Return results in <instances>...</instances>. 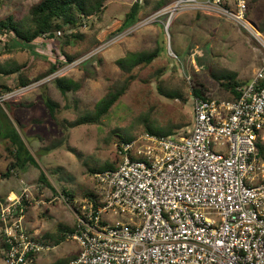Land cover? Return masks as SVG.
<instances>
[{
	"label": "rangeland",
	"instance_id": "374dc122",
	"mask_svg": "<svg viewBox=\"0 0 264 264\" xmlns=\"http://www.w3.org/2000/svg\"><path fill=\"white\" fill-rule=\"evenodd\" d=\"M34 1L6 0L0 7V17L12 14L16 19L24 20ZM134 1L106 0V9L100 20L95 17L87 19L77 30L55 32L54 40L42 37L24 43V48L16 45L10 37L0 35V67L23 64L22 69L30 80L23 85L25 90L22 93L1 99L0 106L5 113L3 119L19 133L33 158V162L27 161L10 176H0V204L26 196L24 225L31 232L51 237L46 240L49 249L38 253L37 264H66L78 254L80 247L68 232L59 241L52 237L56 224L75 225L76 211L70 203L81 209L89 199L85 194L97 189L95 172L91 169H101L105 164L117 166L116 144L121 136H136L147 125L161 130L172 127L178 132L189 129L194 102L191 86L195 79L207 85L208 95L225 99L228 92L212 79L210 71L217 74L236 71L238 79L245 80L264 60V30L259 31L251 21L255 20L254 13L257 14L256 23L264 29V0H248L247 14H253L248 20L258 36L225 16L190 11L179 12L167 29L164 16L131 28L151 13L163 11L171 0H140L139 19L120 30L124 15ZM76 31L81 36L62 46L64 34ZM161 38L166 39L168 55H160L151 63L136 66L129 86L99 122L64 129L50 116L43 100L46 96L59 103L56 116L60 121L72 122L81 115L92 114L96 102L109 87L127 77L115 60L128 50H151ZM64 54L73 59L66 61ZM55 60L64 64L56 72L45 75ZM17 74L0 73V84L17 88L20 86L16 85ZM62 75L78 82L79 88L63 96L53 82L54 77ZM170 91L180 95L169 97L164 94ZM6 145V140H0V173L11 161ZM40 170L55 187L56 193L38 182ZM63 188L68 192L65 197L70 203L60 193ZM3 257L1 250L0 264H5Z\"/></svg>",
	"mask_w": 264,
	"mask_h": 264
},
{
	"label": "built area",
	"instance_id": "2783aa9c",
	"mask_svg": "<svg viewBox=\"0 0 264 264\" xmlns=\"http://www.w3.org/2000/svg\"><path fill=\"white\" fill-rule=\"evenodd\" d=\"M185 11L225 16L258 36L248 0H171L131 28L164 16L167 29ZM263 80L264 60L235 99L195 97L186 131L119 141L117 166L94 173L96 196L75 213L80 250L66 264H264ZM24 197L0 204L5 264H35L49 249L22 221Z\"/></svg>",
	"mask_w": 264,
	"mask_h": 264
},
{
	"label": "trees",
	"instance_id": "16d2710c",
	"mask_svg": "<svg viewBox=\"0 0 264 264\" xmlns=\"http://www.w3.org/2000/svg\"><path fill=\"white\" fill-rule=\"evenodd\" d=\"M5 1L6 0H0V7H2ZM140 7V0H135L130 5L129 10L124 15L123 21L119 28L120 30L128 28L137 22V20L139 19L138 12ZM105 9L106 0H36L29 5L24 20L16 19L12 14L0 17V35L10 37L9 39L13 40L16 45H18L20 48H24V43L35 42L42 37L46 40H54L56 38L55 32L58 30L63 32L67 30H77L82 25L83 21L87 19L95 17L96 20H100L105 12ZM258 29L259 31L264 30L263 28H261V26ZM64 36L65 39L62 41V46L73 43V41L76 40V38H79L81 35L76 31L66 33L64 34ZM160 55H168L167 43L166 39L164 38L157 40L156 46L151 50L126 51L123 56L118 57L115 60V63L117 64L121 72L124 75H127V77L121 83H116L109 87L106 94L96 102L95 110L94 112H92V114L81 115L72 122H69L66 119H62V121H60L56 116V113L60 108L59 103L49 96H46L43 98V100L49 110L50 116L55 119L56 122L59 123L64 129L86 122H99L100 118L109 111V109L114 105V103L119 99V97L129 86L130 81L134 78V68L140 64L151 63L152 60ZM64 56L66 61H71L73 59V57L70 55L64 54ZM63 64L64 62L58 60L51 62L44 74L48 75L56 72ZM23 66V64L17 63L8 68L0 67V73L12 74L17 72L18 74L16 85H26L28 82H30V80L26 72L22 69ZM237 75L238 73L236 71H224L219 74L210 71V76L212 77V79L217 81L220 86H222L228 92L227 97H224L225 99H235L237 97L238 94L235 90V86L244 82L238 79ZM53 82L63 96H66L68 92H75L79 88L78 82L65 75L54 77ZM261 84L264 85V80L261 82ZM0 88V95L12 90L5 84H0ZM158 88L160 91H163L160 85H158ZM208 91V87L203 81H200L198 79L194 80V83L191 86V93L194 98H212V96L208 95ZM164 94L169 97H176L180 95L178 92L172 91L165 92ZM4 117V110L0 106V140H6L7 145L5 149L11 156L9 165L4 172L0 173V176L8 177L13 172H17L18 169H21L27 161L33 162V158L26 149L19 133L12 127L9 121H5L3 119ZM144 131L157 135L178 133L177 130L173 131L172 127L161 130L149 125L145 127L143 132ZM133 137L121 136L120 139L129 140ZM257 149L258 156L264 161L263 139L258 138ZM115 167L116 166H113L112 164H105L101 169H91V171L97 172L96 170L102 171L113 169ZM37 180L38 182L47 185L53 193H56L55 187L48 181L45 173L42 170H40ZM60 193L64 197L68 195V192L65 188H63ZM85 195L88 196V198H93L96 196L94 192H89ZM66 200L68 201L69 199L66 198ZM22 203L23 205H26V199L23 198ZM70 204L75 211L78 210L73 202ZM1 223L2 221L0 220V225ZM74 231L75 225L68 226L61 222H58L56 224L54 235L52 237H55V239L59 241L63 238L64 233L68 232L69 234H72ZM38 237L44 241L48 240V238H51L46 234L42 236L38 235ZM5 249L6 243L0 238V251L2 250L4 252ZM35 264H37V262Z\"/></svg>",
	"mask_w": 264,
	"mask_h": 264
},
{
	"label": "crops",
	"instance_id": "0c3cea01",
	"mask_svg": "<svg viewBox=\"0 0 264 264\" xmlns=\"http://www.w3.org/2000/svg\"><path fill=\"white\" fill-rule=\"evenodd\" d=\"M169 3V2H168ZM248 9H249V4H248ZM253 15L252 14V12H250L249 13V15ZM248 14H247V16H249ZM138 17H139V13H138ZM210 17V16H209ZM214 17L213 16H211V19H213ZM257 18H258V15L257 14H255L254 13V19L255 20H251L252 22H253V24L257 27V28H259L260 26H259V23H256V21H257ZM255 68H257V66L255 67ZM255 70V69H254ZM254 70H252V71H254ZM251 71V74L250 75H248L247 76V78L245 79V80H242V81H246V80H248L251 76H252V74H253V72ZM238 76V75H237ZM241 80V79H240Z\"/></svg>",
	"mask_w": 264,
	"mask_h": 264
}]
</instances>
